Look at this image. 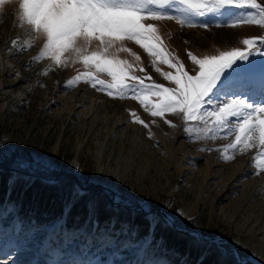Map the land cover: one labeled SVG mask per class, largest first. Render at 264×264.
Segmentation results:
<instances>
[{
  "label": "rangeland",
  "instance_id": "1",
  "mask_svg": "<svg viewBox=\"0 0 264 264\" xmlns=\"http://www.w3.org/2000/svg\"><path fill=\"white\" fill-rule=\"evenodd\" d=\"M258 2L264 3V0ZM19 3L20 0H9L0 8V134L7 140V144L0 148V153L5 154L2 168L10 167V161L7 159L9 153L13 158L15 156L47 158L57 166L55 171L57 174L51 176L52 178L57 180L59 175L60 177L71 175L75 183H80L86 191L93 189L94 193L105 195L116 210L122 208L129 214L117 211V215L110 220V225L105 227H100L98 220L95 222L89 220L79 226L75 223L69 225L63 217L39 224L28 219L29 222L20 220L18 204L6 198L0 202V249L6 246L13 254L26 255L29 264L34 263L33 255L38 252L51 256L50 264H117L118 261H131L133 264H193L185 256H181L178 250L163 248L156 239L151 249L137 250V232L129 231L133 227L128 219L132 212L137 211H130L124 205L131 207L144 205L151 206L152 210L158 216L161 215L167 223L169 222L162 210L173 218L175 226L181 224V227L196 237L209 242L214 241L212 244L215 248H212L219 251L222 248L226 253L224 255L233 256L235 258L233 264H237V259L240 264H264L262 239L254 240L251 230H239L236 222H229L225 214L219 211V207L212 210L206 204V192L197 197L192 186L193 181L187 180V175H170L173 180L171 187L168 190L160 189L155 180L164 182L166 176L161 166L157 168L152 164L156 159H159L157 160L159 165L168 163L166 150L160 148L161 137L175 134L178 141L184 144L180 152L183 158L181 167L190 171L189 175L194 170L203 169L207 163L212 165L214 172L224 178H229L231 173L239 171L238 178L248 190L245 191V195L248 198L247 204H250L248 210H251L249 212L251 224L255 219L254 214H263L264 218V197L261 196L263 195L261 193H264V173L256 175L254 164L255 156L260 151L259 146L243 153L238 149L227 148L234 142L235 121L230 118L231 122L226 125L214 124L215 117L208 116L207 112L216 108L215 103L205 106L203 120L190 122L183 119L182 113L166 114L163 118L152 117L137 101L110 97L106 92L99 91L83 81L75 86L68 85V79L83 71H93L100 79L106 81H110L111 77L106 73L97 72L91 66H85L75 54H72V59L68 60L66 66H57L47 57L32 62L42 50L45 38L35 33L31 26L22 20ZM234 11L237 15L256 12L247 8ZM192 20L195 26L180 25L175 20L147 21L157 24L167 50L178 57L191 74L198 71V66L194 68L188 52L199 57L218 55L221 51H230L234 47H246L243 45L244 38L264 36V25L242 24L233 27L231 24L216 22L214 17L193 16ZM204 20L211 21L207 29L200 26V22ZM28 44H31V47H27ZM123 47L131 48L141 60L137 61L130 52H117L116 48L110 49L109 52L133 63L136 66V75L149 74L153 81L175 87L174 83L166 81L154 70V67H160L163 71H173L167 65L158 63L153 66L152 58L132 41H125ZM96 48L97 42L94 41L89 51ZM260 51L264 52V47ZM237 64L246 67L231 77L228 89L218 85L212 99L224 100L225 91L230 90L247 92V98L253 104L264 102L261 89L253 85L260 71L264 69V56L257 52L250 55L247 61H238ZM141 66L146 69V73L139 70ZM46 68L51 70L44 74ZM225 71L226 74L232 72L231 69ZM91 98H97L99 101V116L106 115L111 119L121 117L123 125H136L144 138L159 151V155L156 159L152 158V161L135 155L136 163L122 170L123 175L119 176L116 188L95 181L98 148L96 136L88 132L86 141L80 146L83 132L81 125L77 123L78 110L90 104ZM71 109L74 113L66 114ZM128 110H135L149 124V128L133 122ZM168 120L175 126L169 125L166 122ZM149 132L152 133L151 136ZM55 148L57 156L52 159ZM226 152L235 158L231 161L225 160L223 156ZM105 156L106 163L115 166L116 161L109 150L105 152ZM74 161L83 171H77L73 166ZM191 167L195 169L191 170ZM167 168L172 169L171 165ZM234 190L235 188H232L231 192ZM113 194L116 196V203H113ZM228 201L223 203L226 211L231 207L227 206ZM178 210L183 215H179ZM58 219L61 220L62 228L54 235L52 225ZM187 224H192V229L184 226ZM12 253L8 256L11 257ZM41 259L42 257L38 264H47Z\"/></svg>",
  "mask_w": 264,
  "mask_h": 264
},
{
  "label": "snow or ice",
  "instance_id": "2",
  "mask_svg": "<svg viewBox=\"0 0 264 264\" xmlns=\"http://www.w3.org/2000/svg\"><path fill=\"white\" fill-rule=\"evenodd\" d=\"M7 2L9 0H0V8ZM245 8L256 12L237 15L234 11ZM19 10L22 20L31 26L35 33L45 38L42 50L32 62L47 57L57 66H66L68 60L72 59V54H75L85 66L106 73L111 80L100 79L93 71H83L68 79V85L75 86L83 81L99 91L106 92L110 97L133 99L152 117L163 118L166 114L182 113L186 121L203 120L205 106L215 103L216 108L207 112L208 116L215 117L214 124L226 125L231 120L235 121L234 142L227 148L238 149L243 153L258 145L260 151L254 159L255 174L264 173V102L253 104L249 102L247 92L230 90L225 91L224 100L212 99L218 85L228 89L231 77L246 67L238 65V61H247L250 55L257 52L264 56V52L260 51L264 47V36L244 38L243 45L246 47H234L230 51H221L218 55L199 57L188 52L194 68L198 66V71L191 74L185 64L167 50L157 24L147 22L175 20L180 25L195 26L192 17L198 16L214 17L216 22L231 24L233 27L242 24L264 25V3H259L258 0H20ZM210 23L211 21L204 20L200 22V26L207 29ZM94 41L97 42V48L89 51ZM125 41H132L142 48L152 58L153 66L162 63L172 69L173 71H163L160 67H154L157 73L166 81L174 83L175 87L157 83L149 74L136 75V66L133 63L110 54L109 50L116 48L117 52H130L137 61L141 60L131 48L123 47ZM27 47H31V44ZM227 69L232 72L226 74ZM50 70L44 69V74ZM139 70L146 73L142 66ZM253 85L259 87L264 94V69L260 71ZM128 111L133 122L149 128V124L135 110ZM166 122L175 126L171 120ZM185 131L187 133V129ZM149 135L152 133L149 132ZM6 144V138L0 134V148ZM223 158L231 161L235 157L226 152ZM4 159L5 154L0 153V170ZM7 159L10 161L7 179L10 188H14L21 181H30L38 172L51 174L57 170L56 164L47 158H13L9 153ZM74 167L77 171H83L78 165ZM48 182L56 183L52 177ZM85 196L86 189L80 183H73L70 199L64 206V214H70L74 205ZM112 200L116 203L115 194ZM85 207L89 219L95 222L98 215L96 204L89 201ZM124 207L142 213L149 225V230L142 236L136 230L137 250L151 249L155 242L154 226L160 222V217L151 206ZM178 214L183 215L179 210ZM61 228V220L58 219L52 225L53 234ZM196 240L200 242L199 237ZM220 251L226 254L222 248ZM0 264H5V261L0 260ZM117 264L133 262L118 261ZM237 264H240L238 259Z\"/></svg>",
  "mask_w": 264,
  "mask_h": 264
},
{
  "label": "bare ground",
  "instance_id": "3",
  "mask_svg": "<svg viewBox=\"0 0 264 264\" xmlns=\"http://www.w3.org/2000/svg\"><path fill=\"white\" fill-rule=\"evenodd\" d=\"M98 104L99 101L97 98H91L90 104L85 108L78 110L79 119L77 123L81 125V130L83 132V139L80 142V146L86 141L88 132L93 133V135L96 136L95 141L98 148L96 150L97 169L95 172V181L116 188L119 176L123 175L122 170L124 171L130 168V166L136 163L135 155H139L142 159H146L147 161H152V158L156 159L157 155H159V151L158 149H155L146 138H144L142 131L136 125H123L121 117L111 119L106 115L99 116ZM72 113H74L73 109L68 110L66 114L71 115ZM161 141L162 146L160 148L166 150L165 152L169 157L168 159L166 158L168 163H162V165H159V159H156L152 163L157 166V168L161 166L160 168L166 176L164 182L155 180L159 184L160 189L168 190L171 187L173 180L170 175H187V180L193 181L192 186H194L197 197H200V195L202 196L203 192H206L205 201L212 210H214L215 207H219V211L225 214L229 219V222H236L235 224L239 230H251L254 240L257 238V240L262 239L261 242L264 241L263 214H254L255 219H253V223H249L251 216L249 212H251V210H248L250 204H247L248 198H246L245 195L247 188L238 178L239 175H237V173L239 171L231 173L229 178H224L214 172L212 165L207 163L203 169L198 171L194 170L195 167H191L190 169L194 171L189 175L191 172H188L184 167H181L183 158L180 156V152L184 147L183 142H179L177 135L175 134L162 136ZM56 148L52 153V159L57 156ZM107 150L112 153V158L116 161L115 166L106 163L105 152ZM168 165H171L172 169L167 168ZM73 166H76V161L73 162ZM145 169L146 168H144V170ZM232 188H235L233 192H231ZM261 196L263 198L264 194ZM226 200H229L227 206L231 205L230 210L228 211L224 209L225 204L223 205ZM233 205L239 207L232 208ZM8 248L9 247L5 246L2 250L0 249V260H4L5 264H29L27 263L28 257H26V255L13 254L12 252H9ZM10 253H12L11 257L8 256ZM41 257V261L45 260L47 264L52 263L51 256L38 252L33 255V258L35 259V261L33 259V264H38Z\"/></svg>",
  "mask_w": 264,
  "mask_h": 264
},
{
  "label": "trees",
  "instance_id": "4",
  "mask_svg": "<svg viewBox=\"0 0 264 264\" xmlns=\"http://www.w3.org/2000/svg\"><path fill=\"white\" fill-rule=\"evenodd\" d=\"M9 171L10 167L0 170V202L8 198L18 204V217L22 221L29 220L42 224L52 222L57 217H63L69 225L75 223L79 226L90 220L85 207L89 201L94 202L97 206V220L100 227L109 226L110 220L117 215V211L129 214L122 208L116 210L105 195L94 193L93 189L86 191L84 199L74 205L70 214H64L65 203L71 196V186L75 183L73 176L63 175L55 180L56 183H49L47 178L55 176L56 172L51 174L36 173L30 181H21L14 188H10L7 182ZM131 214L128 219L132 223L133 229L138 230L142 236L149 230V225L143 215L137 212ZM159 217L160 222L154 226V236L163 248L178 250L181 256H185L193 264H233L235 262L233 256L224 255L219 250L213 249L212 247L215 245L212 243H205L209 242L208 240L200 239V242H197V237L189 233L186 228L181 227V224L171 225L161 215ZM184 226L191 229L193 227L192 224Z\"/></svg>",
  "mask_w": 264,
  "mask_h": 264
},
{
  "label": "water",
  "instance_id": "5",
  "mask_svg": "<svg viewBox=\"0 0 264 264\" xmlns=\"http://www.w3.org/2000/svg\"><path fill=\"white\" fill-rule=\"evenodd\" d=\"M59 177H60V175H59L57 178H59ZM161 210H162V209H161ZM162 212H163L165 218L168 220V222H169L170 224L174 225V223H173V218H172L167 212H165L164 210H162ZM190 232H191V231H190ZM197 234H199V233H197Z\"/></svg>",
  "mask_w": 264,
  "mask_h": 264
}]
</instances>
